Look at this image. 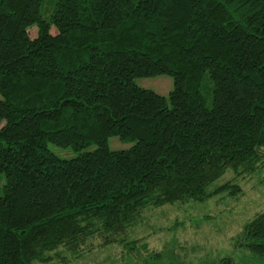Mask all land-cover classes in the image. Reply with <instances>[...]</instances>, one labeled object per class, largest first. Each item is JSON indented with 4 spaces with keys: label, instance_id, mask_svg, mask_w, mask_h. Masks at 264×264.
Returning <instances> with one entry per match:
<instances>
[{
    "label": "trees",
    "instance_id": "trees-1",
    "mask_svg": "<svg viewBox=\"0 0 264 264\" xmlns=\"http://www.w3.org/2000/svg\"><path fill=\"white\" fill-rule=\"evenodd\" d=\"M156 73L166 96L133 80ZM262 164L264 0H0V264H66L95 238L171 264L126 238L142 210L236 195L216 179ZM232 245L202 264H264V208Z\"/></svg>",
    "mask_w": 264,
    "mask_h": 264
},
{
    "label": "rangeland",
    "instance_id": "rangeland-1",
    "mask_svg": "<svg viewBox=\"0 0 264 264\" xmlns=\"http://www.w3.org/2000/svg\"><path fill=\"white\" fill-rule=\"evenodd\" d=\"M29 31L34 33L33 29ZM133 80L165 96L172 87V76L168 73L135 76ZM131 143L115 134L106 138V144L111 149L125 148ZM93 146L91 144L88 148ZM48 148L59 156L75 153L70 147L50 142ZM232 176L233 172L226 170L216 182L226 179L238 183L240 192L236 195L221 192L206 200H187L145 208L138 222L127 230L126 238H135L141 254H145L140 248L143 242L148 249L163 250L162 260L171 264H202L204 260L222 253L234 255L236 260H240L239 256L245 250L234 247L232 239L244 221L264 208V164L257 172ZM0 178L2 180L1 173ZM93 241L95 246L79 256L71 257L66 264H120L121 261L129 264L130 253L122 244H101L97 238Z\"/></svg>",
    "mask_w": 264,
    "mask_h": 264
}]
</instances>
